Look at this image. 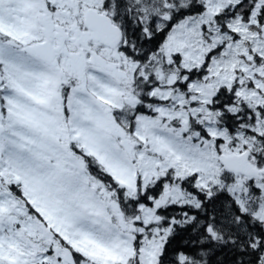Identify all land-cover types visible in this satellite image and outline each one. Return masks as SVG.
Returning <instances> with one entry per match:
<instances>
[{"label": "snow or ice", "instance_id": "6c2138e0", "mask_svg": "<svg viewBox=\"0 0 264 264\" xmlns=\"http://www.w3.org/2000/svg\"><path fill=\"white\" fill-rule=\"evenodd\" d=\"M0 264H264V0H0Z\"/></svg>", "mask_w": 264, "mask_h": 264}]
</instances>
